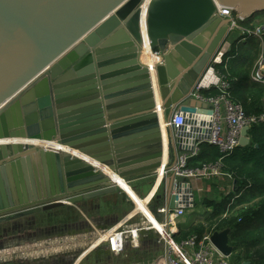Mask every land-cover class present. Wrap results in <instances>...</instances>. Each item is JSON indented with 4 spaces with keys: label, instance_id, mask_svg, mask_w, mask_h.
Masks as SVG:
<instances>
[{
    "label": "water",
    "instance_id": "95a60500",
    "mask_svg": "<svg viewBox=\"0 0 264 264\" xmlns=\"http://www.w3.org/2000/svg\"><path fill=\"white\" fill-rule=\"evenodd\" d=\"M216 5L244 22L264 13V0H0V225L120 192L100 167L155 185L181 142L163 133L159 108L164 123L174 111L211 115L191 94L239 44ZM145 41L152 66L141 61ZM19 138L69 151L1 142ZM161 206H150L158 219ZM228 238L210 239L225 257Z\"/></svg>",
    "mask_w": 264,
    "mask_h": 264
},
{
    "label": "built area",
    "instance_id": "2783aa9c",
    "mask_svg": "<svg viewBox=\"0 0 264 264\" xmlns=\"http://www.w3.org/2000/svg\"><path fill=\"white\" fill-rule=\"evenodd\" d=\"M216 9L219 17L229 20L230 27L239 32V44L246 42L248 39L257 41L259 54L250 73V82L264 87V17L256 25H246L243 20L234 16L230 9L221 8L217 5ZM219 65L215 64L214 67L210 66L205 70L191 94L192 98L211 107V115L186 114L174 111L164 123L176 139H181V142H176L173 145L171 165L157 171L156 180L161 178L159 187L163 185V195L156 197L154 194L151 200L145 204L146 212L130 198L134 211L132 216L130 215L132 219L128 221L129 223L127 224L126 221L124 224L113 228L94 230V238L85 246L86 250L91 245L92 250L99 245H103L110 255L117 256L123 253L127 242L132 247H137L144 236L154 234L158 242L163 244L164 249L159 264H231L228 260L230 257L222 255L211 243L213 230L207 231L201 236L191 235L180 242L174 241V236L178 232L179 221L186 214H191L189 211H192L198 203H201L200 199H195L192 184H196L198 192H202L201 183L212 182L217 186L224 185V188H221L224 197L235 193V180L232 174L223 170V160L237 147H240L239 141L244 128L249 131L252 126L264 122V112L259 116H248L240 104L231 101L230 82L227 75L217 70ZM223 70H226V64ZM211 91L216 93L214 95H204V93ZM203 143L216 147L220 152V157L215 162L192 168L189 166L190 161L198 155L199 146ZM100 169L104 173L108 171L103 167H100ZM125 183L130 187L127 182ZM115 185L120 189L119 194L124 193L117 184ZM171 196L178 197V208L173 210L168 207ZM234 199L235 197L231 200L229 206ZM60 201L67 203L66 199ZM155 201L163 203V206L156 210L158 214L163 215L161 219L156 218L150 210V206ZM227 213L228 210L223 217ZM86 234L79 231L57 236L56 238H48L41 242H31L25 245L16 244V247L0 250V261L8 262L13 257L15 259L18 257L19 260L28 262L27 260L30 261L39 254L47 257L46 255L49 253H57V250L62 249L63 247H58L61 244H67L68 246L70 241L80 242L81 240L85 243ZM56 244L58 246L53 247ZM95 244L97 245L95 246ZM43 245L48 247L42 249ZM83 252L82 254H84Z\"/></svg>",
    "mask_w": 264,
    "mask_h": 264
},
{
    "label": "rangeland",
    "instance_id": "374dc122",
    "mask_svg": "<svg viewBox=\"0 0 264 264\" xmlns=\"http://www.w3.org/2000/svg\"><path fill=\"white\" fill-rule=\"evenodd\" d=\"M260 16L261 14L257 15V19L263 20ZM253 22L255 21L253 20ZM258 54L259 49L254 62L256 61ZM142 181L130 186L132 191H134L140 198L146 197L154 185V179L152 177ZM192 187L195 199L203 200L202 202L207 200L220 202L224 197V194L221 191V188H224V185L214 186L213 183L209 182L206 184L205 188L201 186L202 192L196 190L195 183L192 184ZM163 192L164 187L161 185L156 191L155 196H162ZM249 196L250 194L246 197V200L248 201L250 200ZM98 199L88 203H80L81 205L65 206L63 211L65 216L61 223L55 222L52 217L48 218L47 215H35L27 217L26 219L24 218L0 225V250L5 246L6 248L16 247V243L25 245L31 242H41L48 238H56L57 236L83 231L87 233L85 235V243L81 240L80 242L70 241L68 246L67 244H61L60 246L56 244L53 247L58 246L63 248L57 250V253H49L46 255L47 257H43L39 254L34 259L30 261L27 260L28 262L19 260L18 257L16 259L13 257L11 261L13 264H159L163 257L164 249L163 244L158 242V239L154 237V234L144 236L141 242L138 243L137 247H132V245L127 242L123 253L117 256L110 255L103 245H99L93 250L91 249V245V247L86 250L85 246L94 238V230H97L98 228H113L124 224L126 221L128 224V221L132 219L129 215H132L134 211V206L132 202L128 200L130 198H126L125 193H116V195ZM258 202L259 200H250L248 203L242 204L238 207H235L234 205V209L231 212H228L229 214H227V216L229 218L233 213H242L252 210ZM210 211L211 209H207L203 204L198 203L192 211H189L191 214H186L179 223L186 229H198L197 231H202L200 228H203L204 230L202 232L205 233L210 229L215 228L217 224V221H210L208 222V225H202L200 223L201 218H203L202 216H205L204 214ZM49 219L51 222H49ZM32 227L33 230H31V232L27 230V228L30 229ZM16 231H18V233L15 235ZM182 232V237H189L193 233L192 231L189 233L188 231ZM47 247L43 245L42 249ZM85 251L88 252L81 259L82 252L85 253ZM247 252L253 255L256 252L264 253V250L261 246H257L249 251L242 249L239 259L236 257V254L232 252V255L234 256L228 258V260L231 264H243L244 262L250 264L251 261L257 263L258 259L255 257L250 260V262L243 261ZM79 258L81 259L80 261ZM1 263H3V261H0V264Z\"/></svg>",
    "mask_w": 264,
    "mask_h": 264
},
{
    "label": "trees",
    "instance_id": "16d2710c",
    "mask_svg": "<svg viewBox=\"0 0 264 264\" xmlns=\"http://www.w3.org/2000/svg\"><path fill=\"white\" fill-rule=\"evenodd\" d=\"M263 16L261 15L260 17ZM255 18L257 16L246 20L244 24H253ZM257 53V41L255 39H248L244 43L233 46L232 51L225 56L223 63L219 66L223 70L226 64V70H223V73L227 75V79L230 82L229 92L231 101L240 104L248 116H259L264 112V87L250 82V73ZM226 59L228 60L226 61ZM215 93V91H211L204 93V95H214ZM247 137L250 141L248 146L237 147L223 160V170L232 174L234 180L237 182L235 193L223 197L220 202L213 200L201 202L207 209H211V211L206 212L205 216H202L203 218H201L200 223L208 225L210 221H217L216 227L209 230H213V232L228 229V244L232 247L233 253L236 254L238 259L241 256L242 249L249 251L257 246H261L264 250V122L252 126L247 132ZM219 157L220 152L216 147L203 143L199 146L198 155L190 161L189 166L196 168L205 163L215 162ZM213 184L217 186L215 183ZM248 194H250V200H259L252 210L233 213L229 218L227 215L223 217L227 210L231 212L234 209V205L238 207L248 203L250 201L246 200ZM146 197L149 201L151 200L149 196ZM234 197L233 203L229 206ZM84 202L88 203V201ZM63 211L64 207L36 215H47L48 218L52 217L55 222L61 223L65 216ZM49 222H51L50 219ZM182 226L179 224L178 233L174 236V241L176 242L188 238V236H181L183 235L182 231H188V233L192 231L191 235L196 234L198 236L204 234L202 232L203 228H200L202 231H197L198 229H186ZM31 230L33 228L29 231ZM254 257L258 259L257 263L250 262ZM243 261H249L250 264H264V253L256 252L251 255L247 252ZM1 264H13V262Z\"/></svg>",
    "mask_w": 264,
    "mask_h": 264
},
{
    "label": "bare ground",
    "instance_id": "6f19581e",
    "mask_svg": "<svg viewBox=\"0 0 264 264\" xmlns=\"http://www.w3.org/2000/svg\"><path fill=\"white\" fill-rule=\"evenodd\" d=\"M151 61V62H149V63H147L146 61ZM152 60H153V58H152V56H151V52H150V50H149V47H148V44H147V42L145 41V49H144V52H143V54H142V57H141V61L144 63V64H146V65H149V66H152ZM156 102H157V105H159V100H158V97H156ZM158 115H159V121H160V125H161V128H162V131H163V133H164V122H163V114H162V112H161V110H160V108H159V110H158ZM1 142H22V143H31V144H33L34 146H37V148H39V149H47V148H52V149H58V150H63V151H69V150H67L65 147H63V146H61L60 144H58V143H56L55 141H52V142H44V141H39V140H30V141H27V140H23V139H13V140H11V139H6V140H2ZM70 154H72L73 156L75 155V156H78L79 158H82L83 160H86V161H88V162H91V163H93L92 162V160H90L89 158H87L86 156H83V155H80V154H78L77 152H71ZM102 168V167H101ZM100 169V168H99ZM101 170V169H100ZM103 170V169H102ZM105 172H106V170H104ZM107 173V175L109 176V178H110V180L112 181V183L114 182L115 184H117L120 188H121V190L124 192V193H126L128 196H129V193H128V190H132L131 188H129V186L125 183V182H123V180H121L117 175H115V174H113L112 172H110V171H107L106 172ZM157 181V180H156ZM160 182H161V180H160ZM154 187V186H153ZM159 188V187H158ZM158 190V189H157ZM156 190V191H157ZM156 193V192H155ZM154 196V195H153ZM144 198H146V197H144ZM146 203V202H145ZM145 210H146V208H145ZM146 212V211H145ZM131 215V214H130ZM129 215V216H130ZM132 216V215H131ZM130 216V217H131ZM97 244H95V246H96ZM94 247V246H93ZM86 252V251H85ZM88 252V251H87ZM87 252L86 253H84V254H82V256L80 257V258H82L83 256H85V254H87ZM75 264H77V263H75Z\"/></svg>",
    "mask_w": 264,
    "mask_h": 264
},
{
    "label": "crops",
    "instance_id": "0c3cea01",
    "mask_svg": "<svg viewBox=\"0 0 264 264\" xmlns=\"http://www.w3.org/2000/svg\"><path fill=\"white\" fill-rule=\"evenodd\" d=\"M260 18H262V17H260ZM254 21L255 22H253V24L254 25H256L257 24V22L259 21L257 18H255L254 19ZM233 29V28H232ZM228 59H226V61H227ZM147 63H149V62H151L150 60L149 61H146ZM152 62H153V60H152ZM217 70H219V71H221V72H223V70H221V68L220 67H217ZM252 70V69H251ZM164 127H165V125H164ZM160 180H161V178H158L157 179V181H156V183H155V185H154V187L152 188V190L150 191V193L147 195V196H149V198L151 199V196L153 197V195L155 194V192H156V190L158 189V187H159V185H160ZM138 182H141V180H137V181H133V182H130L129 183V185L130 186H133L134 184H136V183H138ZM143 182V181H142ZM206 184L207 183H205V182H203V183H201V186L202 187H204L205 188V186H206ZM130 188V187H129ZM207 188V187H206ZM205 191H206V189H205ZM128 193H129V198H132L134 201H135V203L139 206V208H141L144 212L146 211L145 210V204L147 203V202H149V199H147V197L146 198H143V199H140L136 194H135V192L134 191H132V190H128ZM116 195V194H115ZM112 196V195H111ZM107 197V196H106ZM109 197V196H108ZM93 201V200H92ZM88 202H90V201H88ZM146 202V203H145ZM200 202H202L201 200H200ZM82 203H86V202H82ZM81 203V204H82ZM202 204V203H201ZM33 228V227H32ZM31 229V228H30ZM30 229H28L27 228V230H30ZM31 232V231H30ZM18 233V231H16L15 232V235ZM178 233V232H177ZM16 244H18V243H16ZM9 246V245H8ZM4 248H6V246L4 247ZM3 248V249H4ZM80 259V258H79ZM3 263H11V261L10 262H3Z\"/></svg>",
    "mask_w": 264,
    "mask_h": 264
},
{
    "label": "flooded vegetation",
    "instance_id": "af4514ba",
    "mask_svg": "<svg viewBox=\"0 0 264 264\" xmlns=\"http://www.w3.org/2000/svg\"><path fill=\"white\" fill-rule=\"evenodd\" d=\"M259 15V14H258ZM261 15H264V13H262ZM264 17V16H263ZM226 56V55H225ZM225 56L223 57V59H222V63H223V60L225 59ZM221 65V64H220ZM219 65V66H220Z\"/></svg>",
    "mask_w": 264,
    "mask_h": 264
}]
</instances>
